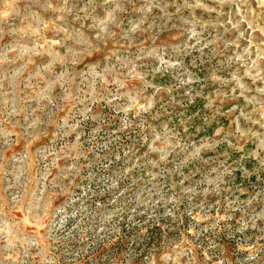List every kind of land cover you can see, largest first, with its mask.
<instances>
[{"label": "rangeland", "instance_id": "rangeland-1", "mask_svg": "<svg viewBox=\"0 0 264 264\" xmlns=\"http://www.w3.org/2000/svg\"><path fill=\"white\" fill-rule=\"evenodd\" d=\"M0 264H264V0H0Z\"/></svg>", "mask_w": 264, "mask_h": 264}, {"label": "trees", "instance_id": "trees-1", "mask_svg": "<svg viewBox=\"0 0 264 264\" xmlns=\"http://www.w3.org/2000/svg\"><path fill=\"white\" fill-rule=\"evenodd\" d=\"M135 228H137V227H135ZM146 239H147V238H146ZM124 240H125V239H122L123 242H124ZM145 241H146L145 243H148L147 240H145ZM145 243H143V244H145Z\"/></svg>", "mask_w": 264, "mask_h": 264}]
</instances>
